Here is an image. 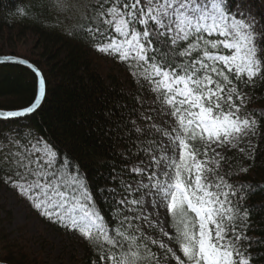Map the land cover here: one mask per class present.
<instances>
[{
  "label": "trees",
  "instance_id": "obj_1",
  "mask_svg": "<svg viewBox=\"0 0 264 264\" xmlns=\"http://www.w3.org/2000/svg\"><path fill=\"white\" fill-rule=\"evenodd\" d=\"M146 2L0 0V55H15L14 45L32 37L34 47L18 56L34 64L44 79V96L32 114L0 119V189L13 173L16 150L45 143L52 154L44 169L63 192L81 202L77 214L93 221L75 227L88 230L80 240V261L161 264L173 251L139 229L141 205L131 186L141 176L137 163L159 154L166 135L152 110L145 79L155 71L190 80L193 90L210 83L208 97L198 100L200 111L213 118L246 120L250 129L216 156L203 147L198 131L188 132L183 136L187 152L204 161L199 188L214 199L212 218L231 249L232 264H264V0L217 1L250 35L256 63L250 75L211 63L208 55L223 52L218 35L201 30L175 41L143 13ZM111 7L132 8L128 26L140 39L141 55L125 57L101 49L106 40L119 37L105 18ZM36 93L37 78L30 69L0 64V110L26 108ZM172 108L179 117L182 109ZM184 108L188 113L190 108ZM184 115L190 120L189 113ZM0 213L6 216L1 221L8 222L10 213L1 197ZM167 217L170 244L183 254L187 243L195 244L192 236L200 219L186 202ZM23 246L0 229V264H33Z\"/></svg>",
  "mask_w": 264,
  "mask_h": 264
},
{
  "label": "rangeland",
  "instance_id": "obj_2",
  "mask_svg": "<svg viewBox=\"0 0 264 264\" xmlns=\"http://www.w3.org/2000/svg\"><path fill=\"white\" fill-rule=\"evenodd\" d=\"M146 1L145 9L142 7L143 13L157 21L162 31L175 41L201 30L218 35L221 37L218 44L223 52L208 55L211 63H221L228 70L247 75L254 71L256 63L252 40L245 25L224 12L218 0ZM131 11L129 7H111L107 10L105 18L119 37L106 40L101 46L104 52L112 55L121 53L125 57L141 55L140 39L128 26L133 17ZM33 41L29 36L14 45L15 55L12 56L27 55L35 45ZM149 75L152 78L147 76L145 83L150 92V103L166 135L161 142L160 153L153 154L146 163L135 166L141 173L138 181L131 185L141 205L139 229L155 241H164L163 244L173 251V256L165 258L161 264H232L231 249L223 231L212 218L214 199L203 194L199 188V169L204 161H196L187 152L183 136L198 131L203 147L208 148L210 155L216 156L226 145L238 140L239 135H244L250 129V124L230 115L213 118L200 111L202 107L198 100L208 97L210 83L205 82V87L193 90L190 80H180L174 76L168 78L164 73L155 71ZM167 98L170 99L166 103ZM173 105L176 110L182 109L179 117L175 116ZM184 106L190 108L186 109L190 120L185 119L184 114L188 113L183 111ZM51 154L45 143L23 144L16 150L13 173L5 178L6 185L0 189L1 203L10 213L8 222L1 221L6 216L0 213V229L10 240L22 241L24 252L33 264H83L80 261L83 256L80 240L88 230L77 231L75 227L82 222H86L85 227H88L93 221L83 214H77L82 208L81 202L72 194L63 192L44 169L45 161ZM194 187L199 191H193ZM189 191L192 193L188 194ZM184 202L196 212L200 226L196 235L192 236L195 244L187 243L183 254H180L170 244L172 234L167 226V216ZM133 205L134 202L131 209ZM36 213L44 222L35 216ZM211 223L214 227L210 226ZM159 234L164 237L159 238Z\"/></svg>",
  "mask_w": 264,
  "mask_h": 264
},
{
  "label": "water",
  "instance_id": "obj_3",
  "mask_svg": "<svg viewBox=\"0 0 264 264\" xmlns=\"http://www.w3.org/2000/svg\"><path fill=\"white\" fill-rule=\"evenodd\" d=\"M4 63L19 64L30 69L36 75L37 78V93L32 104L26 108L12 111L0 110V119L18 118L32 114L39 107L44 96V79L42 73L34 64L22 57L2 55L0 56V64Z\"/></svg>",
  "mask_w": 264,
  "mask_h": 264
}]
</instances>
